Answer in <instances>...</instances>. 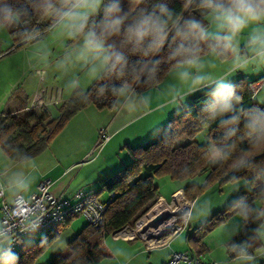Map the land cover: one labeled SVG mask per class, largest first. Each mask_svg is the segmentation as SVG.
<instances>
[{"label": "clouds", "instance_id": "9594fccd", "mask_svg": "<svg viewBox=\"0 0 264 264\" xmlns=\"http://www.w3.org/2000/svg\"><path fill=\"white\" fill-rule=\"evenodd\" d=\"M185 3L191 10L188 14L177 10L172 0H0V33L11 32L38 12L69 39L80 38L76 55L89 65L88 75L94 80L120 81L98 89L99 96L110 92L114 98L111 107L118 120L133 121L145 112L187 108L188 97L201 93L199 127L206 131L215 124L220 132L202 149L205 158L214 165L232 160L233 172L253 171L250 182L232 175L226 184L235 192L253 191L257 182H264V167L257 160L264 156V88L253 89L256 102L245 105L233 79L238 73L264 72V0ZM23 35L31 36V32ZM217 61L227 65L220 75L208 71ZM164 65L175 83L161 91L153 107L152 94L138 92L137 87L156 81ZM69 87L75 91L79 82L74 80ZM87 98L86 92L79 97L81 101ZM245 142L249 147L233 159L238 143ZM15 151L25 170L0 181V264H19L14 245L23 236H34L45 215L32 200L37 180L34 158ZM0 154H6L2 146ZM212 207L211 200L197 201L196 208L178 207L173 219L191 224ZM229 207L238 222L221 230L219 247L235 264H259L264 258V190L252 202L241 194ZM18 208L29 210L13 215ZM47 241V237L41 238L42 245ZM106 248L113 264H131L133 254L128 250Z\"/></svg>", "mask_w": 264, "mask_h": 264}, {"label": "trees", "instance_id": "16d2710c", "mask_svg": "<svg viewBox=\"0 0 264 264\" xmlns=\"http://www.w3.org/2000/svg\"><path fill=\"white\" fill-rule=\"evenodd\" d=\"M21 2L26 3L28 0H21ZM172 4L185 14L191 11L187 9L185 0H172ZM29 7L31 10L30 4ZM50 23L48 17L33 12L23 24L14 27L9 32L13 44L16 47L25 45L27 40L37 38L50 26ZM25 31L31 32V36L23 35ZM165 56L166 51L161 53V59L163 60ZM166 67V65L162 66V71L156 81L140 84L137 91L157 86L168 73L165 70ZM254 81L247 80L245 77L233 80L240 86L245 105L256 102L250 87ZM112 83L119 84L120 81L108 77L95 79L84 91L88 93L86 101L79 99L83 92L73 91L71 96L62 102V116L59 120L52 117L48 107L44 106L41 111H36L33 108L16 111L0 110V146L5 149L10 160L18 161L20 158L16 154V149L28 155L37 152L50 139L63 120L68 119L87 104L92 103L98 108L112 110L111 101L114 98L110 92H105L103 96L98 95V89L102 85L110 86ZM202 100L201 93L195 94L187 102L189 107H183L180 112L169 117L167 130L164 133L158 134L144 144L128 146L129 162L114 174L99 179L100 191H106L107 195L113 193L104 213L103 224L96 227L86 221L80 230L62 246L59 253L46 264H98L110 257L106 248V237L130 226L159 198L155 175L164 174L171 179L185 180L204 174L206 180L202 186L194 182L185 185L183 192L191 200L206 186L209 180L223 184L228 182L232 175L240 180L244 179L249 182L252 180L253 171L242 169L233 172L232 160L224 162L223 165L211 166L205 158L202 149L207 142L200 143L196 139L197 135L202 132L198 124V119L202 115L200 111ZM261 106L264 107V103ZM205 132L208 133L210 140L220 135L215 124ZM183 137H186V140L183 143H178L179 139ZM248 147L246 142L238 143L233 159L240 151ZM257 160L259 166L264 167V156H257ZM261 190H264V182H257L255 190L250 192L242 190L236 198L241 194H246L249 201L252 202L260 198ZM229 206L230 204L213 213L205 222L186 232L188 250L193 258H198L205 252L206 245L203 238L207 232L219 222L233 215ZM70 219L72 218H68L66 223ZM59 230V226L53 227L30 244L23 241L14 250L19 255V264H34L57 238ZM42 237H47L48 240L43 245L41 244ZM235 239H242V237L236 236Z\"/></svg>", "mask_w": 264, "mask_h": 264}, {"label": "rangeland", "instance_id": "374dc122", "mask_svg": "<svg viewBox=\"0 0 264 264\" xmlns=\"http://www.w3.org/2000/svg\"><path fill=\"white\" fill-rule=\"evenodd\" d=\"M81 43L82 40L80 38L69 39L62 34L60 29L50 26L41 32L37 38L27 40L25 45L21 47H16V45L13 44L9 32L0 33V110H5L4 102H6L9 97L17 95L23 97L29 95L30 92L34 90H40L41 92L46 90L58 91V88L61 87L73 92L74 90L69 87V84L74 80L79 82V87L76 91L84 92L94 79L88 75L89 65L81 61L76 55ZM37 69L44 70V77L42 79L36 74ZM61 105L62 101L60 99L57 103H51L48 106L52 117L58 120L62 116ZM33 109L41 111L43 108L37 106ZM108 110L107 108H98L94 104L89 103L68 119L63 120L53 132L50 139L37 152L30 154V156L34 158V164H36L39 169H45L52 166L54 162L59 161L65 153L77 151V154H79L91 149L87 154L89 160L84 162L86 166L83 167V164L78 165L72 170L69 177H66V179H68L72 176L73 184H76H72V187L80 183L83 184L84 181L91 184V180L100 176H110L117 172V170L125 166L130 160L128 147H114L111 142L106 146L108 141H106L100 149L96 146V141L98 139L97 124L99 120L106 115L105 113ZM165 131V129L161 130L159 134ZM196 139L200 143H209L211 141L209 135L205 131L200 132ZM185 140L186 137H183L179 139L178 143H183ZM134 146L135 145H132L131 147ZM9 159L10 158L6 154H0V171L3 170L5 162L11 161ZM104 159L106 162L110 161L112 166H110V164L107 166L108 168L102 167ZM19 161L21 164H24L21 159H19ZM91 161L95 162L92 163ZM113 162L115 163L113 164ZM210 165L213 166L212 163H210ZM81 168L82 171H80ZM57 172L58 169L56 168L50 173V177L53 180L57 177ZM4 178L7 179L6 176L0 175L1 180H4ZM205 180L204 174L185 180L171 179L164 174L155 175V182L158 185L159 194L163 199L159 197L129 227H135L137 224L140 225L141 221L146 218L151 209L153 207L159 208L162 203H167L172 206V209H177L176 201L177 199L179 200V198H177L176 201H171V192L180 186L182 190H180L179 193L184 199V206L196 208L197 201L211 200L213 207L210 213L199 219H194L191 224H186L187 226L178 232L179 234L177 237L179 238L176 239L175 245L180 246L182 248L181 250L186 251L191 256L188 245L183 238L185 233L205 222L213 213L228 206L243 190L241 189L240 192H235L226 187L228 182L219 184L216 181L209 180L206 186L193 200L189 199L184 194L183 189L186 184L194 182L202 186ZM241 181L245 182L246 180L242 179ZM92 183L93 185L89 186V188L83 185L86 186L84 187L86 191L94 192L99 190V183L96 181ZM97 195L101 199L107 198L108 196L106 191H100ZM179 201L181 202L183 200L180 199ZM237 222L238 220L233 214L219 222V224L215 225L207 232L206 236L203 238L206 245L205 253L198 257L201 262L235 264V261L227 257L219 247V236L221 230L225 226L231 228ZM85 223L86 220L82 216H75L70 219L68 223H66V221L61 223L59 225L60 230L57 238L39 256V262L46 264L54 258L59 253L62 246L70 240ZM147 227L148 225L142 226L139 231L140 234L144 233L143 231L146 233ZM43 234L42 232H37L32 237L23 236L22 240L30 244ZM105 243L121 245L123 242L122 240L114 238L112 234H109L105 239ZM144 255H147L146 252Z\"/></svg>", "mask_w": 264, "mask_h": 264}, {"label": "crops", "instance_id": "0c3cea01", "mask_svg": "<svg viewBox=\"0 0 264 264\" xmlns=\"http://www.w3.org/2000/svg\"><path fill=\"white\" fill-rule=\"evenodd\" d=\"M226 69H227V65L225 63H221L220 61H217L216 67L214 69H208V71L212 72L214 75H220L223 72H225ZM238 77H245L247 80H255L250 86L252 90L253 89L260 90L264 88V72L258 74L238 73L235 75L233 80H235ZM171 83H175V81L173 77L169 73H167L165 78L157 86H153L138 92H146V93L150 92L153 96V107H155V104L159 102L161 98L160 97L161 91L166 89L167 86ZM72 93L73 92L71 90H65L61 87L58 88V91L46 90L41 92L40 90H34L30 92L29 95L23 97L19 95L14 97L13 96L9 97L6 100V102H4L5 110L16 111V110L25 109V107L29 106L35 100L37 95H41L43 101L47 103L44 107H48L52 103V100L54 98L58 100L61 99V101L63 102L66 101L71 96ZM193 96L194 95L189 96L187 102H189V100ZM253 97L256 101V97L254 93H253ZM182 109L183 107H181L179 110L165 109L164 111H159V112H155V111L145 112L142 113L133 121L118 120L115 118L113 114V109L112 110L109 109L105 113L106 115H104V117L99 120L97 124V130L99 131L100 128H105L110 134V138L106 146H108L110 142L114 147H121V146L131 147L132 145L136 146V145L144 144L147 141L153 139L155 136H157L160 133L161 130L164 129L167 130V121L169 117L175 113L180 112ZM90 150H86L83 153H79V154H77V151H70L69 153H65L64 155H62V157L64 158L61 157L62 159L60 158L59 161L54 162L52 166H49L48 168L45 169H39L38 166L35 164L34 174L37 176V180L34 185L33 192L37 190L38 184L44 179L51 181L52 183L51 189L54 192V194L57 196L73 198L75 192L79 189L83 190L84 192H88L84 187L87 186L89 188V186L93 185L92 182L95 181L99 183V179L103 178L102 176L94 180H91V184L87 183V181H84L83 184L82 183H80L79 185L77 184V186L75 187L74 186L72 187L73 184L72 176L68 179H66V177H69V174L78 165L83 164V167L86 166L84 162H87L89 160L87 154ZM103 161L104 162H102L103 164L102 167L108 168L107 166H109L111 162L110 161L106 162L105 159ZM91 162L93 163L95 161H91ZM114 163L115 162H113V164ZM4 164H5L4 168L2 171H0V175H4L6 177H8V175H10L12 172L25 170L24 164H21L19 160L18 161L11 160L10 162H5ZM110 166H112V164ZM213 166L215 165L213 164ZM56 168L58 169L57 172L58 175L53 180L50 177V173L54 171ZM82 168L80 169V171H82ZM180 190H182L181 186L179 188H176V190H174L173 192H171V197L175 191H180ZM98 192H100V188L99 190L88 193L97 194ZM159 197L163 199L161 196ZM178 234L179 233L177 232L176 234L167 238L164 243L157 245H150L149 242H147L145 239L141 237L128 239L125 237H121V236L118 237L112 235L114 238H117V240H122L123 243H121V245H116V244L112 245L106 243V245H112V246L124 248L128 250L130 253H132L133 259L131 264H163L169 259V257L174 251H183L181 250L182 248L180 246L175 245L176 239L179 238L177 237ZM183 238L185 243L187 244L186 233ZM145 252L147 255H144ZM190 257H192V255ZM262 263H264V258H261L259 260V264ZM34 264H44V263L39 262V260L37 259ZM98 264H113V261L111 260L110 257H108L102 260L101 262H99ZM184 264H192V263H184Z\"/></svg>", "mask_w": 264, "mask_h": 264}, {"label": "built area", "instance_id": "2783aa9c", "mask_svg": "<svg viewBox=\"0 0 264 264\" xmlns=\"http://www.w3.org/2000/svg\"><path fill=\"white\" fill-rule=\"evenodd\" d=\"M36 74L39 78L44 77V70L37 69ZM58 99L54 98L52 103H57ZM47 103L43 101L41 95H37L35 100L27 107L26 110L45 106ZM110 134L105 128H100L98 131V139L96 141V146L100 149L102 145L108 141ZM0 181H2L0 179ZM51 181L42 180L38 186L37 190L33 192L32 200L36 208H42L45 210V215L43 217L42 225L38 232L45 233L53 227L59 226L61 223L65 222L68 218H73L75 216H82L87 222L93 226H101L104 222V213L107 208L108 202L110 201L113 193L107 196V198L101 199L95 193L84 192L83 190H77L73 198L57 196L51 189ZM177 194L179 191H175L172 194L171 201H176ZM183 199V197H182ZM184 203V199L182 201ZM177 207L185 208L187 206H182L176 201ZM185 204V203H184ZM176 207V208H177ZM190 208V206H189ZM163 209H169L171 215L161 221H153V217L161 212ZM29 209L18 208L17 212L13 215H20L24 211ZM177 209H172L171 205L165 203L164 206L155 209H151L146 218L141 221L140 225L135 227L126 226L120 231L112 233L113 236H121L128 239H134L139 236L149 242L150 245H157L164 243L167 238L181 231L186 227V224L179 220H174ZM99 213V217L96 216V213ZM148 225L147 232L140 234V229L142 226ZM23 237H21V242L14 245V250L17 249L23 242ZM213 264V263H203L199 258H192L186 251H174L169 259L163 264Z\"/></svg>", "mask_w": 264, "mask_h": 264}, {"label": "water", "instance_id": "95a60500", "mask_svg": "<svg viewBox=\"0 0 264 264\" xmlns=\"http://www.w3.org/2000/svg\"><path fill=\"white\" fill-rule=\"evenodd\" d=\"M171 215L169 209H163L153 217V221H161L167 219Z\"/></svg>", "mask_w": 264, "mask_h": 264}, {"label": "bare ground", "instance_id": "6f19581e", "mask_svg": "<svg viewBox=\"0 0 264 264\" xmlns=\"http://www.w3.org/2000/svg\"><path fill=\"white\" fill-rule=\"evenodd\" d=\"M177 198H179V200L181 199V200H183L182 199V197H181V194L179 193V194H177ZM178 200V203L180 204L181 202ZM160 204V203H159ZM165 205V203H162L160 206H159V208L161 207V206H164ZM184 205V203L182 202V206ZM158 207H155V209H157ZM180 208V207H179ZM177 209H178V207H177ZM177 211V210H176Z\"/></svg>", "mask_w": 264, "mask_h": 264}]
</instances>
